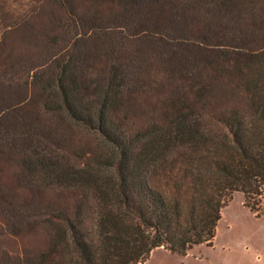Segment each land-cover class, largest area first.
Masks as SVG:
<instances>
[{
    "label": "trees",
    "instance_id": "16d2710c",
    "mask_svg": "<svg viewBox=\"0 0 264 264\" xmlns=\"http://www.w3.org/2000/svg\"><path fill=\"white\" fill-rule=\"evenodd\" d=\"M12 160L22 187L79 200L72 214L7 206L51 245L6 264L185 255L212 245L237 191L259 216L264 0H37L0 42V163Z\"/></svg>",
    "mask_w": 264,
    "mask_h": 264
},
{
    "label": "rangeland",
    "instance_id": "374dc122",
    "mask_svg": "<svg viewBox=\"0 0 264 264\" xmlns=\"http://www.w3.org/2000/svg\"><path fill=\"white\" fill-rule=\"evenodd\" d=\"M36 4L37 0H0V42L11 27L32 15ZM13 41L9 39L11 46ZM15 166L13 160L10 164L0 163V264L47 250L51 245L48 227L44 223H10L7 211H4L7 206L31 204L43 213L65 211L72 214L79 200L75 190L49 187L29 190L22 187L15 177ZM254 213L245 205V194L237 191L223 213L225 220L219 221L220 233L214 246L196 245L185 255L167 249L153 250L143 264H238L240 261L250 264L254 261V252L249 254L244 248L253 240L261 244L255 237L259 217ZM260 220H264V216Z\"/></svg>",
    "mask_w": 264,
    "mask_h": 264
},
{
    "label": "crops",
    "instance_id": "0c3cea01",
    "mask_svg": "<svg viewBox=\"0 0 264 264\" xmlns=\"http://www.w3.org/2000/svg\"><path fill=\"white\" fill-rule=\"evenodd\" d=\"M230 203V202H229ZM229 203L224 207L223 211H222V218L220 219V221H223L225 220L224 218V211L226 210V208H229ZM255 215H257L256 213H254ZM258 216V215H257ZM264 216V197L262 199V212H261V215H259V219H257L259 222L258 226L255 228L256 230L254 232H256V236L257 237V242L258 243H261V244H256V242L251 241V245L250 246H246L244 248V250H248L247 252L250 254L251 252L254 254L253 258H254V261L251 262L250 264H264V220H260V217ZM260 220V221H259ZM220 223V222H219ZM219 223H218V227H219ZM217 227V233H216V236L215 238L213 239V242H212V245L211 246H214L215 244V240L217 239V237L219 236L218 234L220 233L219 232V228ZM165 250L164 247H160V248H156L154 249L155 252H157L158 250ZM229 249H231L229 247ZM233 249V248H232ZM243 250V251H244ZM253 250V251H252ZM156 253L153 254L152 258L154 257ZM245 263V262H244ZM242 261H240L238 264H244Z\"/></svg>",
    "mask_w": 264,
    "mask_h": 264
}]
</instances>
